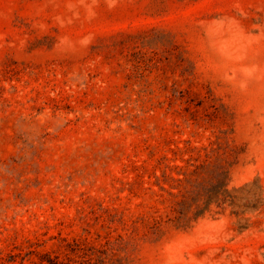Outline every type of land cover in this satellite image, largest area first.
Masks as SVG:
<instances>
[{"label":"rangeland","instance_id":"rangeland-1","mask_svg":"<svg viewBox=\"0 0 264 264\" xmlns=\"http://www.w3.org/2000/svg\"><path fill=\"white\" fill-rule=\"evenodd\" d=\"M0 264H264V0H0Z\"/></svg>","mask_w":264,"mask_h":264}]
</instances>
